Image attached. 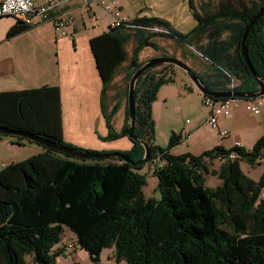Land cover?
<instances>
[{"label": "trees", "instance_id": "16d2710c", "mask_svg": "<svg viewBox=\"0 0 264 264\" xmlns=\"http://www.w3.org/2000/svg\"><path fill=\"white\" fill-rule=\"evenodd\" d=\"M189 4L197 25L187 33L160 17L139 16L91 38L102 96L129 60L128 98L131 76L144 63L140 52L147 46L159 50L157 36L176 40L186 55L201 59V70L193 69L208 89H259L243 58L241 41L264 0H218L213 8L202 6L201 10L195 0ZM26 27L18 22L8 35ZM132 37L136 46L129 58L126 44ZM189 46L196 52L188 51ZM247 49L256 73L264 80V15L252 27ZM175 73V65L159 64L137 80L134 133L149 146L145 162H138L145 155L144 145L132 138L130 149L117 150L131 159L126 162L119 157L84 159L0 132V139L11 136L13 144L30 142L43 147L0 169V264H30L28 256L33 264H57L66 249L54 250L64 226L77 235L78 246L95 262L105 248H114L117 262L127 264H264V172L256 180L241 166L242 161L255 165L260 160L264 135L252 149L215 146L199 155L171 153L181 134L173 133L167 147L156 144L153 104L161 87L174 81ZM118 108L116 104L105 112L109 134L104 139L126 135L121 132L131 123L128 101L119 133L112 124ZM0 127L41 135L79 151L114 152L82 148L64 139L57 85L0 92ZM234 151L238 155L230 159ZM158 155L162 163L154 165ZM220 156L225 158L219 167L210 169L209 164ZM146 163H151L158 178V197L144 194L147 175L140 170ZM208 173L221 183L207 186Z\"/></svg>", "mask_w": 264, "mask_h": 264}, {"label": "crops", "instance_id": "0c3cea01", "mask_svg": "<svg viewBox=\"0 0 264 264\" xmlns=\"http://www.w3.org/2000/svg\"><path fill=\"white\" fill-rule=\"evenodd\" d=\"M117 6L122 16L128 19L139 16L160 17L184 33L197 25L189 0H117ZM56 15L74 19V24L68 25L66 35L56 32L50 19H35L24 30L9 36L11 28L20 21L10 15L0 17V92L57 85L61 96L62 133L66 141L96 151L130 149L133 142L128 135L103 138L109 134L105 112H110L116 104H119V108L112 117L113 127L119 133L125 124L128 101L125 87L129 60L117 71L104 97L102 78L91 46L92 37L109 31L113 15L95 2L86 6L83 0H70L57 5L51 11V17ZM162 39L170 46L173 56L180 59L185 57L186 52L174 39L155 37L159 50L167 48ZM173 44L178 46L177 50L172 48ZM135 46L136 39L132 37L126 44L129 58ZM189 48L194 49L193 46ZM159 50L144 47L140 52V61L146 62L150 58L164 56ZM198 62L201 64V59ZM164 86L153 104V111L155 104L164 97ZM242 106L240 103L234 108L231 116L223 115L230 122L227 124L225 119L218 123V131H213V145L232 148L236 142H241L244 148L252 149L264 135V106L247 121L243 119L245 115L241 113ZM237 123L238 126H235ZM222 127L231 129L227 137L218 136L219 131H223ZM8 144L4 146L17 145L11 142ZM12 147L8 150L11 151ZM41 151L38 150L37 153ZM6 164L5 161L2 162L1 168ZM55 249L64 248L55 246ZM111 250L113 257H109L108 261L112 264L115 260L114 248Z\"/></svg>", "mask_w": 264, "mask_h": 264}, {"label": "rangeland", "instance_id": "374dc122", "mask_svg": "<svg viewBox=\"0 0 264 264\" xmlns=\"http://www.w3.org/2000/svg\"><path fill=\"white\" fill-rule=\"evenodd\" d=\"M217 1L218 0H195L196 6L199 10H201L202 6L206 7V9H211L215 6ZM153 29L160 30L159 27H154ZM162 40L165 42L164 45L167 46V48L163 46L164 48L158 52L164 56H173L174 54L172 53L170 46L166 44V40ZM172 48L177 50L178 46H174L173 44ZM189 50L196 52V50L192 48H189L188 51ZM161 56L162 55L158 57ZM184 56L185 57L182 59L184 62H186L192 68L194 67L197 68V70H201L202 66L197 59L186 54H184ZM175 72L174 81L169 84H165L163 87L164 97L155 104V109L153 111L156 129V144L162 147H167L172 134L176 133L181 134L182 139L179 144L170 149L171 153L173 154H181L185 152L202 154L206 150H210L215 146H221L213 145V131H218V129L211 127L207 123V119L210 115V107L205 106L202 94L195 87L194 83L191 81L190 77L185 71L175 66ZM248 102L251 101L247 99H241L236 106L238 107L240 103L243 105V111L241 113L245 115V117H243L245 121L252 119L254 116V113L247 108ZM234 108H232L231 114L233 113ZM225 119L227 120V124L230 122L228 118H225V116L222 115L219 118V124L221 123L220 121ZM235 126H238V123L235 124ZM221 130L229 131L231 129L222 127ZM218 136L222 138L220 133ZM10 138L12 137H4L2 138V142H0V169L1 164L4 161L7 164L21 161L36 154L38 150L43 149L42 146L30 142H26L25 145L20 146H7V148L4 145H9L8 143L10 142ZM11 147L12 150L9 151L8 149H11ZM220 163L221 161L216 159L215 163L209 164V168L217 169ZM241 166L246 174L258 180L264 172V149L261 151L260 160L255 165H250L246 161H242ZM140 172L147 175V184L143 187L145 196L158 197V178L154 175L151 163H146ZM205 178L206 185L209 187H216L221 183V180L211 173L206 174ZM56 246H63V248H66L65 253L57 257V264H111L109 263L108 259L109 257H113L111 248H105L101 253L100 261H93L89 255V252L78 246L77 235L67 226H64V232L62 233L61 241L56 244ZM54 250L57 251L55 248ZM27 258L30 264H33L31 262V258L29 256ZM114 259L115 260L112 262V264H127L125 261L117 262L115 257Z\"/></svg>", "mask_w": 264, "mask_h": 264}, {"label": "water", "instance_id": "95a60500", "mask_svg": "<svg viewBox=\"0 0 264 264\" xmlns=\"http://www.w3.org/2000/svg\"><path fill=\"white\" fill-rule=\"evenodd\" d=\"M264 15V6L258 11V13L249 21V23L246 25L243 36H242V41H241V52L243 55V58L245 62L247 63L252 75L255 77L259 84V89L257 91H238V90H233L229 89L226 91H212L206 87L199 76V74L186 62H184L182 59L174 57V56H161V57H155L152 59H149L148 61L144 62L142 66H140L131 76V79L129 81V87H128V109H129V116H130V126L127 127L122 131V134L128 135L130 138L138 140L140 143H142L145 147V155L144 157L138 161V162H145L148 159L149 156V146L148 144L142 140L139 139L135 133V87L137 80L139 77L149 68L159 65V64H172L183 71L187 73V75L190 77L191 81L194 83L195 87L199 90L201 94L204 95H210L216 99L220 98H256L260 96H264V80L260 78V76L256 73L252 63L249 60L248 57V49H247V40L249 33L252 29V27L255 25V23L258 21L260 17ZM0 132L4 134H10V135H18L27 139H30L32 141L41 143L45 146L54 148L60 152H64L76 157H81L84 159H109L111 157H119L126 162H131V159L124 155L123 153L114 151V152H93L90 150H75L71 149L69 147L63 146L58 144L57 142H54L50 139H47L44 136L41 135H36L31 132L27 131H22V130H13V129H8L6 127H0ZM117 136V134H115Z\"/></svg>", "mask_w": 264, "mask_h": 264}, {"label": "built area", "instance_id": "2783aa9c", "mask_svg": "<svg viewBox=\"0 0 264 264\" xmlns=\"http://www.w3.org/2000/svg\"><path fill=\"white\" fill-rule=\"evenodd\" d=\"M70 0H0V17L2 16H14L21 23L31 25L35 19H50L53 21L55 31L61 35L67 34L68 25L74 24L72 17L67 18L63 15H56L51 17V11L59 4ZM84 5L90 6L92 2H95L102 6L106 11L111 13L114 17L111 26L118 27L121 25H127L129 19L122 16L120 9L117 6V0H83ZM234 84L231 86L233 87ZM205 106L210 107V115L207 119V123L213 127L218 128V120L221 115H230L232 108L236 107L239 103L238 98H225L222 100H216L210 95H202ZM251 102L247 103V108L250 109L254 114L260 112L261 107L264 105V96L256 97ZM222 137L229 135V131H219ZM235 146L241 147V142H236ZM237 153L234 151L229 154L230 159L237 157ZM225 157L220 156L218 160L222 161ZM160 155L154 160V165H161ZM261 196L264 197V188ZM109 263H111L109 261Z\"/></svg>", "mask_w": 264, "mask_h": 264}, {"label": "clouds", "instance_id": "9594fccd", "mask_svg": "<svg viewBox=\"0 0 264 264\" xmlns=\"http://www.w3.org/2000/svg\"><path fill=\"white\" fill-rule=\"evenodd\" d=\"M19 21V20H18ZM24 25H26V24H24ZM29 26V25H28Z\"/></svg>", "mask_w": 264, "mask_h": 264}]
</instances>
